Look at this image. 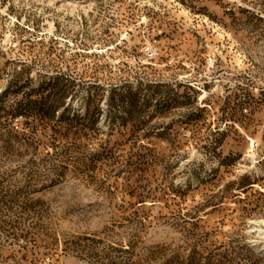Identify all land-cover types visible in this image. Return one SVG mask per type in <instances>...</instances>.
I'll return each mask as SVG.
<instances>
[{
    "label": "rangeland",
    "instance_id": "1",
    "mask_svg": "<svg viewBox=\"0 0 264 264\" xmlns=\"http://www.w3.org/2000/svg\"><path fill=\"white\" fill-rule=\"evenodd\" d=\"M0 264H264V0H0Z\"/></svg>",
    "mask_w": 264,
    "mask_h": 264
}]
</instances>
